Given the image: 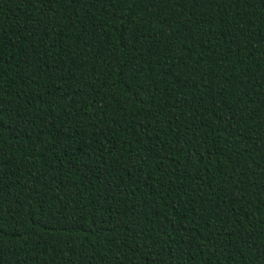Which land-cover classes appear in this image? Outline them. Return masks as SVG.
<instances>
[{
  "label": "trees",
  "instance_id": "16d2710c",
  "mask_svg": "<svg viewBox=\"0 0 264 264\" xmlns=\"http://www.w3.org/2000/svg\"><path fill=\"white\" fill-rule=\"evenodd\" d=\"M0 264H264V0H0Z\"/></svg>",
  "mask_w": 264,
  "mask_h": 264
}]
</instances>
